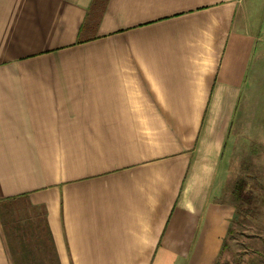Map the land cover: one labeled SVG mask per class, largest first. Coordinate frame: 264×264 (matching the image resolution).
I'll return each instance as SVG.
<instances>
[{
	"label": "crops",
	"instance_id": "1",
	"mask_svg": "<svg viewBox=\"0 0 264 264\" xmlns=\"http://www.w3.org/2000/svg\"><path fill=\"white\" fill-rule=\"evenodd\" d=\"M263 37L264 0H0V264H214Z\"/></svg>",
	"mask_w": 264,
	"mask_h": 264
},
{
	"label": "rangeland",
	"instance_id": "2",
	"mask_svg": "<svg viewBox=\"0 0 264 264\" xmlns=\"http://www.w3.org/2000/svg\"><path fill=\"white\" fill-rule=\"evenodd\" d=\"M243 105L239 140L233 147L234 164L227 180L228 197L236 203V215L230 223L223 251L215 260L218 264H264L258 257L264 255V102L245 101ZM240 180L245 186L238 200L233 192ZM246 195L250 196V202Z\"/></svg>",
	"mask_w": 264,
	"mask_h": 264
},
{
	"label": "trees",
	"instance_id": "3",
	"mask_svg": "<svg viewBox=\"0 0 264 264\" xmlns=\"http://www.w3.org/2000/svg\"><path fill=\"white\" fill-rule=\"evenodd\" d=\"M244 186H245V182L243 180H240V181L236 182V184H235V192H234V196H235L236 199L240 200L242 198V191L241 190H242V187H244ZM246 198H248V202H250V199H251L250 196L246 195ZM224 246H225V240L223 241V243L221 245L219 254H221V252L223 251ZM214 264H218V261H216ZM225 264H227V263H225Z\"/></svg>",
	"mask_w": 264,
	"mask_h": 264
}]
</instances>
